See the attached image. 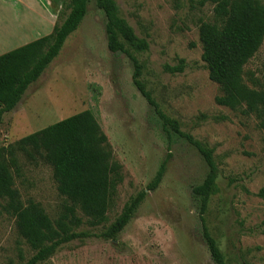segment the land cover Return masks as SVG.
Returning a JSON list of instances; mask_svg holds the SVG:
<instances>
[{
    "label": "rangeland",
    "instance_id": "1",
    "mask_svg": "<svg viewBox=\"0 0 264 264\" xmlns=\"http://www.w3.org/2000/svg\"><path fill=\"white\" fill-rule=\"evenodd\" d=\"M64 1L33 0V10L19 2L18 23L36 20V37L27 43L52 32ZM113 1L118 16L147 42L145 51L131 53L158 110L213 152L217 193L203 217L227 264H264V199L256 196L264 188V120L214 101L220 92L208 78L198 39L200 23L213 22V6H200L198 0ZM105 24L103 12L91 0L58 56L0 120V148H7L89 110L122 168L123 181L106 222L91 228L77 212L82 225L75 232L83 237L58 248L45 264H213L201 236L200 200L192 194L208 168L184 139L174 134L167 138L159 116L132 83L131 61L108 50ZM31 33L13 40L2 54L27 44L22 41ZM178 66L181 72L168 70ZM242 78L247 87L264 89V41L244 66ZM15 154L17 169L11 172L21 202L38 204L54 221L67 201L58 194L50 167ZM163 161L162 181L146 191L128 225L115 239L102 238L129 198L145 191ZM2 205L0 201V264H23L34 252Z\"/></svg>",
    "mask_w": 264,
    "mask_h": 264
},
{
    "label": "trees",
    "instance_id": "2",
    "mask_svg": "<svg viewBox=\"0 0 264 264\" xmlns=\"http://www.w3.org/2000/svg\"><path fill=\"white\" fill-rule=\"evenodd\" d=\"M90 1L65 0L49 35L0 55V120L3 114L11 112L18 105L28 87L58 56L66 39L82 23ZM93 1L106 19L108 50L124 54L131 61L134 69L132 83L159 116L167 138L174 134L184 139L204 160L208 173L203 183L192 190V194L200 200L201 236L212 263L227 264L203 217L209 199L217 193L213 152L190 135L182 133L176 121L158 110L150 92L140 80L141 67L131 53L145 51L147 42L137 38L118 16L113 0ZM197 3L200 6L206 3L213 6V22L200 23L198 39L202 50L201 61L208 78L220 92L215 103L264 120V89H251L242 78L244 66L264 41V4L259 0H198ZM168 70L181 72L182 67ZM15 153H21L31 163L41 161L50 167L57 192L67 201L54 221L38 204L21 202L11 172L12 167L17 169ZM165 165V161L160 164L145 191L129 198L102 238L115 239L123 231L144 201L146 191H154L162 181ZM122 181V168L113 160L108 139L89 110L31 133L7 148H0L2 210L14 219L18 235L34 252L23 264H45L58 248L80 240L83 234L75 231L82 225V218L77 216V212L91 228L105 223ZM256 196L264 199V188Z\"/></svg>",
    "mask_w": 264,
    "mask_h": 264
},
{
    "label": "crops",
    "instance_id": "3",
    "mask_svg": "<svg viewBox=\"0 0 264 264\" xmlns=\"http://www.w3.org/2000/svg\"><path fill=\"white\" fill-rule=\"evenodd\" d=\"M19 2L28 5L30 10H33V0H0V55H2V50L7 48L13 40L16 41L19 36L23 37V33H31L34 29V27H32L35 25L36 21L34 17L27 18L23 24L18 23L19 16L17 15V5ZM34 15V13L31 14V16ZM2 22L5 23L2 25ZM24 26H26V28H24ZM35 37L34 32H32L29 36L26 35L24 37L25 40H23L22 43H27Z\"/></svg>",
    "mask_w": 264,
    "mask_h": 264
}]
</instances>
